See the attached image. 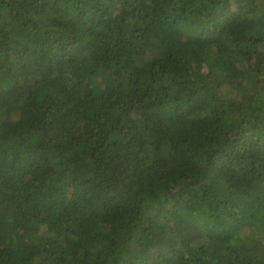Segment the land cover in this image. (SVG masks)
I'll return each mask as SVG.
<instances>
[{
    "label": "trees",
    "instance_id": "obj_1",
    "mask_svg": "<svg viewBox=\"0 0 264 264\" xmlns=\"http://www.w3.org/2000/svg\"><path fill=\"white\" fill-rule=\"evenodd\" d=\"M0 264H264V0H0Z\"/></svg>",
    "mask_w": 264,
    "mask_h": 264
}]
</instances>
